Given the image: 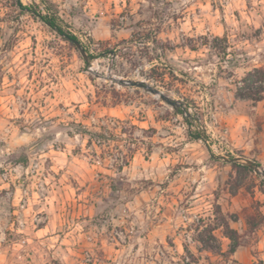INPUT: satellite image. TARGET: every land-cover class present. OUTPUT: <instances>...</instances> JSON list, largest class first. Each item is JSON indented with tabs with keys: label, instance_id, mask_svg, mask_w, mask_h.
Instances as JSON below:
<instances>
[{
	"label": "rangeland",
	"instance_id": "obj_1",
	"mask_svg": "<svg viewBox=\"0 0 264 264\" xmlns=\"http://www.w3.org/2000/svg\"><path fill=\"white\" fill-rule=\"evenodd\" d=\"M42 1L0 0V264H264V0H46L86 57Z\"/></svg>",
	"mask_w": 264,
	"mask_h": 264
},
{
	"label": "trees",
	"instance_id": "obj_2",
	"mask_svg": "<svg viewBox=\"0 0 264 264\" xmlns=\"http://www.w3.org/2000/svg\"><path fill=\"white\" fill-rule=\"evenodd\" d=\"M21 6L20 0H17ZM42 6L44 7V10L42 11H32L31 13L36 15L41 19L42 22L47 24L52 30L56 31L59 35L66 38L68 41L73 42L77 41L79 43L82 42L74 32L71 26L66 25L61 18L59 17V13L56 10L55 6L47 2L46 0L42 1ZM27 9L26 7H24ZM41 8V6L39 7ZM85 51L87 53L88 49L85 48ZM90 58H93L91 55H89ZM236 97L239 100L242 101H252V102H260L264 99V68H257L253 71L246 74V76L241 80L240 84L237 86L236 90ZM177 112L179 114H183L185 117L187 124L189 126H192L191 124V118L192 116L188 113V109H177ZM203 130L195 131H189V135L193 140H201L205 143H208L211 141V137L207 135V131L202 124L201 126ZM258 167H261L260 163H255ZM229 238L233 241V246L231 247V253H235L236 249L238 247V244L236 243V240L233 238L232 232H229Z\"/></svg>",
	"mask_w": 264,
	"mask_h": 264
},
{
	"label": "water",
	"instance_id": "obj_3",
	"mask_svg": "<svg viewBox=\"0 0 264 264\" xmlns=\"http://www.w3.org/2000/svg\"><path fill=\"white\" fill-rule=\"evenodd\" d=\"M73 44H75L78 49L81 51V53L83 54L84 57H86V51L83 48V46L81 45V43L77 42V41H73ZM107 79L111 80L112 82L118 84L119 86H124V87H135V88H143L145 90H147L148 92H150L151 94H155L157 96H159L164 102H166L167 104L176 107L179 106L180 104H178L177 102L173 101L170 99L169 96H167L165 93L157 90L156 88L146 84L143 81H132V80H125L122 78H115V77H107ZM238 159H233L232 161H237ZM230 161V160H229ZM245 162L252 168L254 169V171L262 176L264 178V168L258 167L254 162L250 161V160H245Z\"/></svg>",
	"mask_w": 264,
	"mask_h": 264
},
{
	"label": "bare ground",
	"instance_id": "obj_4",
	"mask_svg": "<svg viewBox=\"0 0 264 264\" xmlns=\"http://www.w3.org/2000/svg\"><path fill=\"white\" fill-rule=\"evenodd\" d=\"M157 97H159V96H157Z\"/></svg>",
	"mask_w": 264,
	"mask_h": 264
}]
</instances>
